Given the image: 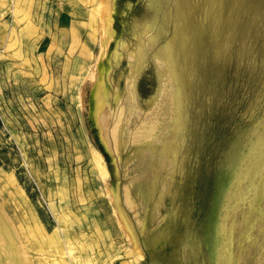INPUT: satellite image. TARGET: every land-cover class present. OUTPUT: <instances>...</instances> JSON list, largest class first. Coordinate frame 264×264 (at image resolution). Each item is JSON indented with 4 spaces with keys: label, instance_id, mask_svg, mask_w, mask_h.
Here are the masks:
<instances>
[{
    "label": "rangeland",
    "instance_id": "1",
    "mask_svg": "<svg viewBox=\"0 0 264 264\" xmlns=\"http://www.w3.org/2000/svg\"><path fill=\"white\" fill-rule=\"evenodd\" d=\"M224 1L0 0V264H264V0Z\"/></svg>",
    "mask_w": 264,
    "mask_h": 264
},
{
    "label": "bare ground",
    "instance_id": "2",
    "mask_svg": "<svg viewBox=\"0 0 264 264\" xmlns=\"http://www.w3.org/2000/svg\"><path fill=\"white\" fill-rule=\"evenodd\" d=\"M224 1V0H223ZM239 1V0H238ZM223 3H225V5H227L228 3H227V1H224ZM239 7V6H238ZM237 8V7H236ZM189 17V16H188ZM182 18V17H181ZM192 26V25H191ZM193 27V26H192ZM196 36V35H195ZM172 45H173V48H174V50H177V48H178V46L176 45V44H173L172 43ZM180 45V44H179ZM170 47V46H169ZM173 50V51H174ZM132 55V54H131ZM131 57V56H130ZM133 58V57H132ZM168 66V65H167ZM102 114H103V112H102ZM108 120H109V118H108ZM151 128V127H150ZM150 128H148L147 127V129H143V133H144V135H150V136H152V132H153V130H150ZM117 129V128H116ZM119 131V130H118ZM114 133H116V132H114Z\"/></svg>",
    "mask_w": 264,
    "mask_h": 264
},
{
    "label": "crops",
    "instance_id": "3",
    "mask_svg": "<svg viewBox=\"0 0 264 264\" xmlns=\"http://www.w3.org/2000/svg\"><path fill=\"white\" fill-rule=\"evenodd\" d=\"M26 1H28V4H29V6L30 5H32V2L33 1H36V2H38V1H40V0H26ZM59 1V0H58ZM52 2H54V0H42V3H46L47 4V6H48V4H51ZM62 2V1H61ZM50 10V9H49ZM26 12H30L31 13V16H32V8L31 7H27V10H26ZM48 12H46V14H47ZM67 16V15H66Z\"/></svg>",
    "mask_w": 264,
    "mask_h": 264
}]
</instances>
